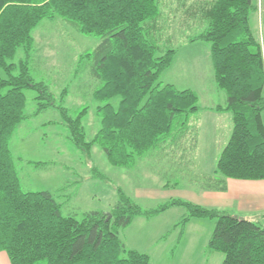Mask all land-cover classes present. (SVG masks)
I'll return each instance as SVG.
<instances>
[{
  "label": "trees",
  "instance_id": "1",
  "mask_svg": "<svg viewBox=\"0 0 264 264\" xmlns=\"http://www.w3.org/2000/svg\"><path fill=\"white\" fill-rule=\"evenodd\" d=\"M173 1L0 0V68L6 74L0 77V252L8 254L11 264H149L150 256L127 248L118 229L137 215L150 218L174 206L186 210L181 226L192 217L216 218L208 245L224 254L222 264H264V226L245 217L178 198L142 210L121 191L110 213L93 210L80 219L64 215L51 191H24L20 186L9 141L28 117L24 90L39 92L38 111L57 106L28 65L33 31L44 19L62 18L79 33L100 38L88 56L101 125L86 141L81 116L73 119L61 107L73 143L85 151L99 144L113 165L129 167L165 144L187 142L190 117L201 107L193 90L161 79L177 51L157 44L161 8H171L184 22L197 15L208 22L188 41L211 43L215 79L226 93L225 110L232 113V133L217 173L224 181L264 180V55L250 26L258 2L214 0L199 6L176 0L174 11ZM19 48L25 50V59L15 63L11 60Z\"/></svg>",
  "mask_w": 264,
  "mask_h": 264
},
{
  "label": "rangeland",
  "instance_id": "2",
  "mask_svg": "<svg viewBox=\"0 0 264 264\" xmlns=\"http://www.w3.org/2000/svg\"><path fill=\"white\" fill-rule=\"evenodd\" d=\"M256 1L259 9L252 12L250 26L262 44L264 55V0ZM172 4L175 11L176 0ZM160 10L164 14L158 23L161 39L157 44L162 49H178L171 63L163 70L161 79L179 88H190L197 94L202 110L194 117L201 119L195 123L202 135V150L212 143L214 147L211 151L204 149L200 153L212 155V163L208 161L209 158L207 160L200 155L204 159L197 160L193 169L215 175V153L218 150L220 153V149L223 150L227 144L233 122L232 118L226 121L224 130L220 129L222 133L215 137L209 130V118L204 119L209 111H226L220 95L210 98L211 90L218 88L221 94H225V91L215 79L211 43L200 41L187 44L189 36L202 32L208 22L200 15L186 17L184 22L181 16L171 13V8ZM99 39L79 33L71 24L57 17L44 19L34 29L28 63L32 68L31 76L48 86L57 106L51 105L38 111L39 92L32 88L24 90V112L28 117L15 127L9 141L21 188L24 191H51L63 203L64 215L73 214L80 219L84 213L93 210L110 213L119 201L121 191L142 210L155 207L171 197L193 200L191 197L199 193L198 188L206 179L192 174L189 178L194 180L190 183L179 176L176 182L168 181L174 174L173 166L168 159L159 157L156 150L137 158V162L129 167H120L110 162L99 144L93 143L85 151L72 142L61 107L73 119L81 116L86 141L93 139L101 125L100 117L96 115L98 103L92 95L97 81L91 71L92 55L88 56ZM21 59H25L23 48L17 50L11 61L17 63ZM5 76V71L0 68V77ZM228 113L232 116L229 110ZM225 120L226 117H223L222 123ZM225 132H229L226 140L223 137ZM229 209H226V213L230 215L254 219ZM184 210L182 207L174 208L163 215V221L159 222L137 215L130 225L118 229L119 237L127 248H137L147 253L150 256L149 264H222L224 254L208 247L216 218L192 217L181 234L179 227L171 228V225L179 218V211L185 213ZM178 226L181 227L180 224ZM179 233V238L174 241ZM161 252H164V256Z\"/></svg>",
  "mask_w": 264,
  "mask_h": 264
},
{
  "label": "crops",
  "instance_id": "3",
  "mask_svg": "<svg viewBox=\"0 0 264 264\" xmlns=\"http://www.w3.org/2000/svg\"><path fill=\"white\" fill-rule=\"evenodd\" d=\"M192 1L198 3L199 6H205L207 5L208 2L212 3L214 0H192ZM197 42H200V41H195V42L187 41V44L197 43ZM179 89H190V88H179ZM215 95H220L222 97L223 104H225L226 106V93L221 94L220 90L217 88L216 91L211 90L210 98L215 97ZM200 110L198 112H201ZM204 112H208V111H204ZM196 113L192 114L190 117V121L188 125L189 128L187 130L189 132L186 131V134L188 133L186 137H189V138H187L186 143L182 142L179 144L178 142V144H165L164 146H162L161 148L157 150V152L159 153V157L163 159H168L169 163L173 166L174 174H172L170 178L167 180L168 181L173 180L176 182V180L179 179L178 178L179 176L186 183H190L194 180V179L189 178L190 175L192 174H196L198 176L201 175V177L206 179V181L204 183H201L200 187L198 188L199 193L193 195L191 197L193 200H189V202L195 203L196 201L197 203L195 204H198L200 206L223 210L225 212L228 211L226 210L227 208H231L229 209L231 210V212L234 211L235 213H239L244 216H252L254 218L252 221L254 222L257 221L259 222V224L263 225L264 224V180L253 181V180H238V179L227 178L224 181L223 180L224 178L219 173H217V163L223 151L222 149H220V153L218 150L214 156L213 166H215L216 169H214L213 172H215V175L203 174L198 169H193L194 163H196L197 160L204 159L202 156H204L207 160L209 158L208 161L212 163V157H211L212 155L208 154L205 156L204 154H200V153H202L204 149L205 150L208 149L211 151L214 147V144L212 143L202 150V147H204V145L200 142L202 135H201V132L198 130V127L195 123L197 122V119L198 121H200L201 119H199L196 116L194 117ZM206 117L209 118V122H208L210 125L209 130L213 132L212 134L214 137L217 134L222 133L220 129L223 128L224 130V125L226 121H230L232 118V116H230V114L228 113V110L220 111L219 113L214 112V111H209L208 116H205L204 119H206ZM223 117H226V120L225 122L222 123ZM228 135H229V132H225L223 136L225 140L228 137ZM223 186H225L226 188L222 189ZM176 198L185 200L181 197H171L165 200L164 202H161L155 207H158L159 205L165 202H168L169 200L176 199ZM185 201H188V200H185ZM155 207H152V208H155ZM178 207L180 206L170 207L153 217H150V218L144 217V218H146L147 220L153 218L154 222L163 221L164 219L162 218L163 215H165L169 211H172L174 208H178ZM184 211L186 213V210ZM179 213H180L178 215L179 218L175 220L176 222L174 224L172 223L173 226L171 225V228L175 227L177 229V227H179L180 228L179 231L182 234V232H184V230L186 229L189 223L188 224L186 223L184 226H181V227L178 226L182 216L185 214L182 211L181 212L179 211ZM173 221L174 220H172L171 222ZM163 228L164 227H162V229ZM179 235L180 233L177 235L176 239L174 238V241H177V239L179 238L178 237ZM130 249H135L139 251V249L137 248H130ZM161 254L164 256V252H161ZM0 264H11L8 254L4 251L0 252Z\"/></svg>",
  "mask_w": 264,
  "mask_h": 264
}]
</instances>
